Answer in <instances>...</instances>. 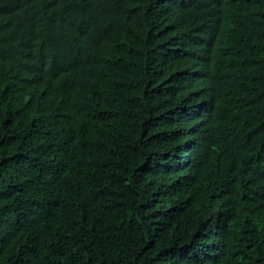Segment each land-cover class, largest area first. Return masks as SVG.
<instances>
[{"label":"trees","instance_id":"1","mask_svg":"<svg viewBox=\"0 0 264 264\" xmlns=\"http://www.w3.org/2000/svg\"><path fill=\"white\" fill-rule=\"evenodd\" d=\"M0 264H264V0H0Z\"/></svg>","mask_w":264,"mask_h":264},{"label":"clouds","instance_id":"2","mask_svg":"<svg viewBox=\"0 0 264 264\" xmlns=\"http://www.w3.org/2000/svg\"><path fill=\"white\" fill-rule=\"evenodd\" d=\"M202 10V9H201Z\"/></svg>","mask_w":264,"mask_h":264}]
</instances>
